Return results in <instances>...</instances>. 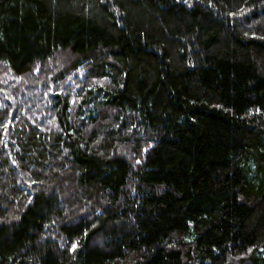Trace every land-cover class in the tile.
Instances as JSON below:
<instances>
[{"label": "trees", "instance_id": "1", "mask_svg": "<svg viewBox=\"0 0 264 264\" xmlns=\"http://www.w3.org/2000/svg\"><path fill=\"white\" fill-rule=\"evenodd\" d=\"M0 264H264V0H0Z\"/></svg>", "mask_w": 264, "mask_h": 264}]
</instances>
